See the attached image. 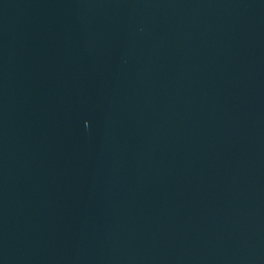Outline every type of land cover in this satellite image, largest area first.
I'll return each instance as SVG.
<instances>
[{
    "label": "water",
    "instance_id": "1",
    "mask_svg": "<svg viewBox=\"0 0 264 264\" xmlns=\"http://www.w3.org/2000/svg\"><path fill=\"white\" fill-rule=\"evenodd\" d=\"M0 264H264V0H0Z\"/></svg>",
    "mask_w": 264,
    "mask_h": 264
}]
</instances>
